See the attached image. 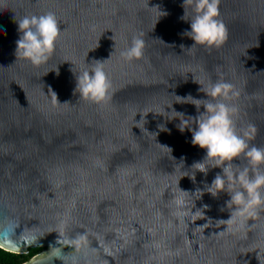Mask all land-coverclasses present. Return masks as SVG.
I'll return each mask as SVG.
<instances>
[{"label":"water","instance_id":"obj_1","mask_svg":"<svg viewBox=\"0 0 264 264\" xmlns=\"http://www.w3.org/2000/svg\"><path fill=\"white\" fill-rule=\"evenodd\" d=\"M182 5L0 0V225L37 238L19 251L2 249L44 247L21 264H63L53 257L57 249L73 264L80 237L92 264H264V209L243 230L228 231L229 193L207 191L223 170L192 167L206 149L191 143L196 106L182 102L207 99L198 82L231 83L239 92L231 101L238 131L254 125L249 144L264 148V0H221L228 39L211 49L189 50L194 41L183 34L190 19H180ZM48 11L62 34L37 67L15 55L17 21ZM140 33L143 58L124 61L120 52ZM94 60H106L113 85L104 105L74 93L76 76ZM179 113L188 121L183 132ZM246 163L241 156L233 167ZM177 194L199 210L195 216L174 214ZM78 264H86L83 256Z\"/></svg>","mask_w":264,"mask_h":264},{"label":"clouds","instance_id":"obj_2","mask_svg":"<svg viewBox=\"0 0 264 264\" xmlns=\"http://www.w3.org/2000/svg\"><path fill=\"white\" fill-rule=\"evenodd\" d=\"M221 0H183L185 9L181 20L190 19V31L183 33L190 37L194 44L205 46L207 49L221 47L228 39V30L220 19ZM155 8H159L158 6ZM189 8L192 15L189 16ZM167 13H161L166 15ZM18 32L21 33L16 41L15 55L18 59L29 61L33 66H40L52 57L59 43L62 29L61 24L52 11L42 14L25 15L17 21ZM184 48V45H181ZM145 50L143 34L132 37L130 45L120 52L121 58L126 62L142 59ZM106 60H94L90 68L79 72L76 76L74 93L80 94V99L97 105L107 104L113 91L112 82L105 70ZM73 63V62H72ZM74 64V63H73ZM74 71V69H73ZM59 75V70L57 71ZM196 81V80H195ZM198 82V81H196ZM199 89L205 93L207 99H195L191 96L184 98L182 102H190L196 106L198 115L194 117L197 127L191 128V143L206 149L203 161L193 164V168L207 174L209 167H220L223 174L217 173L207 191L213 196L226 191L230 195L227 201L231 210L230 218L226 220L228 231H240L246 226L250 218L256 217L260 210L264 209V148L250 145L254 138L256 127L252 124L241 134L236 126L238 108L231 101L238 97L239 92L231 83L220 79L203 85ZM54 100L58 103L57 95L52 92ZM203 106L205 111L201 112ZM178 115L180 118L182 113ZM188 121L181 118L178 128L181 132L189 128ZM163 128V126H161ZM243 156L246 165L233 167V161ZM195 180V176H192ZM181 193L186 191L180 188ZM175 215L178 217L195 216L186 197L182 194L174 196ZM206 207V206H205ZM36 237L21 231H15L12 224L0 225V248L19 251L22 245H31L36 242ZM76 253L73 264H78L81 256L86 264H92L89 256V245L85 237H80L74 242ZM53 257L62 259L59 249L53 253Z\"/></svg>","mask_w":264,"mask_h":264},{"label":"trees","instance_id":"obj_3","mask_svg":"<svg viewBox=\"0 0 264 264\" xmlns=\"http://www.w3.org/2000/svg\"><path fill=\"white\" fill-rule=\"evenodd\" d=\"M68 250H72V247L66 246ZM44 247L37 246L29 248L27 253H13L0 248V264H21L32 256L40 253Z\"/></svg>","mask_w":264,"mask_h":264}]
</instances>
